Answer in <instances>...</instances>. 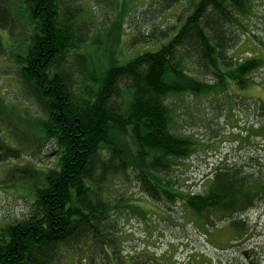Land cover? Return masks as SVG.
<instances>
[{
	"label": "trees",
	"instance_id": "1",
	"mask_svg": "<svg viewBox=\"0 0 264 264\" xmlns=\"http://www.w3.org/2000/svg\"><path fill=\"white\" fill-rule=\"evenodd\" d=\"M23 1L33 28L22 47L5 46L0 35V58L13 61L10 74L19 91L41 113L15 114L37 125L45 144L54 143L58 163L47 173L29 215L0 229V264H59L63 249L75 250L87 239L102 243L104 232L115 227L108 222L112 211L120 207L103 198L109 174L135 180L154 201L182 203L205 224L216 225L215 220L257 205L264 196V164L259 177L232 164L216 166L204 192H186L163 176L202 144L173 130L171 97L221 95L230 91L231 81L242 88L264 84L252 77L264 70V52L231 53L253 33L247 21L259 15L255 0H144L141 13L147 20L157 14L162 22L179 2L190 10L177 33L170 37L177 26H169V37L156 49L126 63L112 61L101 71L86 48L93 22L77 21L80 10L68 8L69 0ZM124 21L121 15L112 25L111 40L120 38ZM137 31L130 44H147L149 34ZM9 35L14 36L12 30ZM257 37L263 49L264 37ZM74 66L89 70L79 86ZM6 128L0 126V160L22 152L8 145ZM244 222L238 216L227 225L245 231Z\"/></svg>",
	"mask_w": 264,
	"mask_h": 264
},
{
	"label": "rangeland",
	"instance_id": "2",
	"mask_svg": "<svg viewBox=\"0 0 264 264\" xmlns=\"http://www.w3.org/2000/svg\"><path fill=\"white\" fill-rule=\"evenodd\" d=\"M179 3L163 15L162 22L157 14L145 19L141 13L144 0H69L68 8L80 10L77 21L93 22L86 48L101 71L112 61L126 63L142 51L156 49L161 39L169 37V26H177L190 10V6ZM255 3L259 15L247 21L253 33L231 52L233 55L264 52L253 39L254 34L257 39L264 37V0ZM121 15L127 23L120 38L113 41L109 32ZM32 28L23 0H0V35L5 46H24L23 39ZM137 29L149 34L147 44H130ZM178 29H172L170 37ZM13 68V61L0 58V126L10 127L3 132L8 145L22 150L20 155L7 154L0 160V229L29 215L39 189L47 183V173L58 163L54 143L45 144L37 125L17 117L20 110L28 118L41 113L35 102L26 100L19 91L16 78L10 74ZM73 70L76 86L87 80V66H74ZM252 77L262 81L264 70L254 72ZM230 84V91L221 95L196 97L187 93L169 99L175 108L173 130L191 134L202 143L190 158L163 174L186 192L206 191L216 166L232 164L244 172H255L257 177L263 173L264 127L260 129L264 125V84L244 88L234 81ZM107 178L103 198L120 204L108 220L114 229L104 232L102 243L87 239L75 250H61L59 264H264V196L247 212L215 220L216 225H211L180 203L152 200L139 184H132L133 180L128 181L124 175L109 174ZM238 216L245 221V231L227 225Z\"/></svg>",
	"mask_w": 264,
	"mask_h": 264
},
{
	"label": "bare ground",
	"instance_id": "3",
	"mask_svg": "<svg viewBox=\"0 0 264 264\" xmlns=\"http://www.w3.org/2000/svg\"><path fill=\"white\" fill-rule=\"evenodd\" d=\"M84 3H85V2H84ZM133 10H134V9H133ZM116 21H117V20H116ZM114 23H115V21H114ZM134 49H135V48H134ZM9 57H10V56H9ZM19 81H20V80H19ZM176 120H177V119H176ZM176 124H177V123H176ZM259 203H260V202H259ZM246 215H247V214H246ZM207 216H208V215H207ZM199 217H200V216H199ZM201 217H202V216H201ZM202 220H203V219H202ZM202 220H201V221H202ZM120 251H121V250H120Z\"/></svg>",
	"mask_w": 264,
	"mask_h": 264
}]
</instances>
